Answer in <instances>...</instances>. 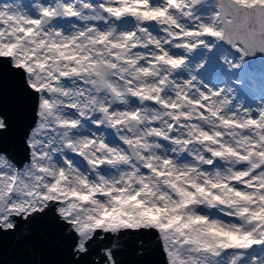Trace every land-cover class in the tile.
<instances>
[{
	"label": "snow or ice",
	"instance_id": "6c2138e0",
	"mask_svg": "<svg viewBox=\"0 0 264 264\" xmlns=\"http://www.w3.org/2000/svg\"><path fill=\"white\" fill-rule=\"evenodd\" d=\"M255 59L264 0H0V244L264 264Z\"/></svg>",
	"mask_w": 264,
	"mask_h": 264
},
{
	"label": "water",
	"instance_id": "95a60500",
	"mask_svg": "<svg viewBox=\"0 0 264 264\" xmlns=\"http://www.w3.org/2000/svg\"><path fill=\"white\" fill-rule=\"evenodd\" d=\"M247 63L250 68H264V62L260 59L249 60ZM4 77L5 108L7 110L9 106L8 84L13 77L7 69ZM120 260L121 264H166L162 249L158 244L156 250L149 256L137 257L135 252L129 249L121 254ZM0 264H71V255L66 248L51 247L41 238L39 232H33L29 237L20 240L5 236L0 244Z\"/></svg>",
	"mask_w": 264,
	"mask_h": 264
},
{
	"label": "rangeland",
	"instance_id": "374dc122",
	"mask_svg": "<svg viewBox=\"0 0 264 264\" xmlns=\"http://www.w3.org/2000/svg\"><path fill=\"white\" fill-rule=\"evenodd\" d=\"M211 74H212V76H214L216 74V70L215 69L210 70L209 75H211ZM232 79H238V80H240L242 82L239 85H236V87L238 89L242 88V91H241L240 94L243 95V96H246V97L248 96V93H249V90H250V88L248 87L249 83H250V81H252L254 79V82L256 83V86H257V88L259 90V93H258V96H257L256 100L257 101L259 100V97H260L261 92H262L261 90H264V80H263L264 79V73L263 72H257L255 70L254 71H249V70L246 69L245 73L239 75L238 77H232ZM243 87L245 88V90H243L244 89Z\"/></svg>",
	"mask_w": 264,
	"mask_h": 264
},
{
	"label": "bare ground",
	"instance_id": "6f19581e",
	"mask_svg": "<svg viewBox=\"0 0 264 264\" xmlns=\"http://www.w3.org/2000/svg\"><path fill=\"white\" fill-rule=\"evenodd\" d=\"M263 78V77H262ZM257 79V78H256ZM264 80V79H263ZM262 82V81H261ZM253 84V83H252ZM246 86V85H245ZM239 87V86H238ZM241 87V86H240ZM249 87V86H248ZM244 88V87H243ZM242 89V88H241ZM243 90H245V88L243 89ZM262 91V90H261ZM241 93V92H240ZM247 94V93H246ZM255 100V99H254Z\"/></svg>",
	"mask_w": 264,
	"mask_h": 264
}]
</instances>
